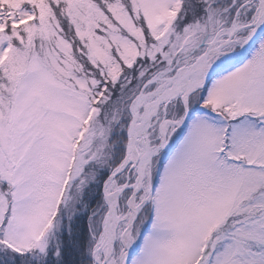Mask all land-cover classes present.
I'll return each instance as SVG.
<instances>
[{
	"label": "snow or ice",
	"instance_id": "6c2138e0",
	"mask_svg": "<svg viewBox=\"0 0 264 264\" xmlns=\"http://www.w3.org/2000/svg\"><path fill=\"white\" fill-rule=\"evenodd\" d=\"M0 264H264V0H0Z\"/></svg>",
	"mask_w": 264,
	"mask_h": 264
}]
</instances>
